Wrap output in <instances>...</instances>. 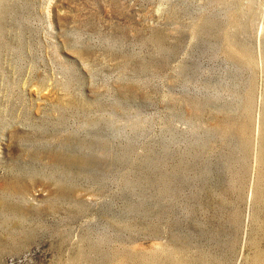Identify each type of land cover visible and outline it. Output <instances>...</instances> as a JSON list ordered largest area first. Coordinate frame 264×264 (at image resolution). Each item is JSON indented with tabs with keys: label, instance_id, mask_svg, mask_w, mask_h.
<instances>
[{
	"label": "rangeland",
	"instance_id": "1",
	"mask_svg": "<svg viewBox=\"0 0 264 264\" xmlns=\"http://www.w3.org/2000/svg\"><path fill=\"white\" fill-rule=\"evenodd\" d=\"M263 117L264 0H0V264H264Z\"/></svg>",
	"mask_w": 264,
	"mask_h": 264
},
{
	"label": "bare ground",
	"instance_id": "2",
	"mask_svg": "<svg viewBox=\"0 0 264 264\" xmlns=\"http://www.w3.org/2000/svg\"><path fill=\"white\" fill-rule=\"evenodd\" d=\"M263 120H264V117H263ZM262 126H263V123H262V121H260V122H259V130H258V138H260L261 135H262V130H263ZM262 136H263V135H262ZM262 139H263V137H262ZM74 260H75V259H74ZM75 264H76V262H75Z\"/></svg>",
	"mask_w": 264,
	"mask_h": 264
}]
</instances>
